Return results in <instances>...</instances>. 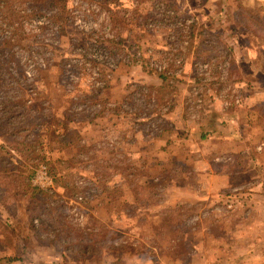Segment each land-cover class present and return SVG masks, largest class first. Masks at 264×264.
<instances>
[{
	"label": "rangeland",
	"instance_id": "1",
	"mask_svg": "<svg viewBox=\"0 0 264 264\" xmlns=\"http://www.w3.org/2000/svg\"><path fill=\"white\" fill-rule=\"evenodd\" d=\"M5 1L0 19L25 26L0 47V98L21 92L31 120L71 133L45 127L30 182L44 193L20 188L0 206L1 220L13 215L0 264H264V31L244 13L264 23V0H63L69 20L53 26L45 7ZM203 108L218 112L222 136L201 139ZM241 138L246 154L234 151ZM206 168L235 187L214 198Z\"/></svg>",
	"mask_w": 264,
	"mask_h": 264
},
{
	"label": "trees",
	"instance_id": "2",
	"mask_svg": "<svg viewBox=\"0 0 264 264\" xmlns=\"http://www.w3.org/2000/svg\"><path fill=\"white\" fill-rule=\"evenodd\" d=\"M30 7L36 8V12L38 13L41 7H45L47 11H50V16L47 17L48 25H55L58 20L64 19L62 21L63 25L69 20V17L66 16V6L64 5L63 0H31ZM7 2L5 0H0V7H3ZM6 7V6H5ZM3 7L1 10H4ZM8 7V6H7ZM162 7V6H160ZM8 11L11 15L15 14H26L25 7L19 8L17 10L8 7ZM23 9V11H21ZM171 9V8H170ZM35 11V9L33 10ZM164 11L163 15L169 16ZM252 9H246L244 11L245 15L248 14L249 24L252 26H248L251 31H253L257 36H262V34L258 31H264V23L261 21L259 15L253 17ZM257 14V13H256ZM37 17L42 16L43 14H35ZM3 19H10L9 16H1ZM6 17V18H4ZM22 18V17H21ZM245 18L244 20H246ZM12 23V24H11ZM24 21L20 19L18 25L13 24L12 20L2 21L0 19V33L2 37L0 38V47H4V43L8 38L7 34L11 32H15L17 29H22L25 26ZM179 19L169 21V24L178 27ZM247 24V23H246ZM12 28H8V27ZM62 27V26H61ZM10 31V32H9ZM65 33V29L63 27L60 30V33ZM262 38V37H260ZM264 40V39H263ZM6 54L4 50L0 51V76L2 75V70L4 68L5 62L7 59L5 58ZM144 67V66H143ZM150 88V87H149ZM25 96L21 92H17L13 96L5 95L0 98V131L5 133L9 137V141L11 146L1 145L0 147V206H10V201L14 197H17L19 194V189H24L25 196L28 194L31 195V199L42 195V192L37 187L31 186V179L36 174L37 168L45 162V156L43 155V138L46 136V132L44 131L45 127H47L48 131H51L53 135L64 141L68 136V132L71 133L70 130L59 133L55 128V124L51 118L43 117V115H38L35 123L33 120V116L37 115L32 107V102L30 100H25L23 97ZM42 113V112H41ZM205 118L204 126L201 127V139H207L209 134L215 132L216 120L218 119L217 113L210 108H203V111L200 112ZM43 114V113H42ZM42 117V118H41ZM209 119L212 122H209ZM93 120H91L92 122ZM63 125H66V122H62ZM206 126V127H205ZM211 128V129H210ZM248 145V143H246ZM7 211H11L10 208ZM3 217L2 210L0 208V238L2 236H6L7 230L11 229L13 224L11 222V215L8 218H4V221L1 220ZM33 222V221H32ZM85 250H81V253H85ZM16 261H23V259L12 258L9 259V262L13 263Z\"/></svg>",
	"mask_w": 264,
	"mask_h": 264
},
{
	"label": "crops",
	"instance_id": "3",
	"mask_svg": "<svg viewBox=\"0 0 264 264\" xmlns=\"http://www.w3.org/2000/svg\"><path fill=\"white\" fill-rule=\"evenodd\" d=\"M142 69V75H141V77H142V79H144V83L145 82H149V80H148V78H149V74L148 73H146L144 70H143V68H141ZM131 79H132V77H131ZM139 78H137L136 79V77H135V80H138ZM133 80V79H132ZM124 99L125 98H121V100L119 101V103L121 102H123L124 101ZM218 113V112H217ZM169 115V114H168ZM119 118H121V119H123V116H119ZM219 118V117H218ZM217 120H219V119H217ZM216 120V121H217ZM198 121V120H197ZM197 121H196V118L195 119H193V122L195 123V124H197L198 125V123H197ZM221 121V120H220ZM223 124V123H222ZM216 125H218V123L216 122ZM224 126H225V123L223 124ZM219 126V125H218ZM198 131V130H197ZM179 133V132H178ZM183 133H185V135L186 136H188V133H190V131L187 129V130H185L184 132H182V134ZM235 132H233V134H234ZM190 135H191V133H190ZM213 136L215 137V136H222V132L221 131H219L218 130V128H216L215 127V132L214 133H211V134H209V137L212 139L213 138ZM228 136H231V138H234V137H237L236 135H231L230 133H229V135H227L226 136V138H228ZM233 136V137H232ZM190 138V137H189ZM241 140V141H240ZM237 143H236V146H239L238 148H237V150H234V151H238V153H242V154H246L247 153V151H248V145L246 144V142L245 143H243V141H242V138L241 139H239V140H235ZM258 149L259 150H261L262 149V146L260 145L259 147H258ZM263 150H264V148H263ZM262 150V152H259L261 155H263L264 154V151ZM204 173H206L208 176H210L211 177V181H219L220 183L219 184H215L213 187H212V189H214V191H213V193L215 194V195H213V197L214 198H218V197H221V192L222 191H226V190H229V189H233L234 187H235V185H234V180H233V176L234 175H232V174H230V173H223V172H219V173H211L209 170H208V168H206L205 169V171H203ZM261 182L262 181H260V182H257V185L256 186H254L255 188H254V190H257V186H259L260 187V184H261ZM218 196V197H217ZM210 198H212L211 196H209ZM257 197H260L259 195L257 196ZM212 201V200H211ZM178 203V202H177ZM250 207L251 206H248L247 207V210H249L250 209ZM253 208H255V207H253ZM252 208V209H253ZM252 209H250V210H252ZM248 211V212H245L244 214V216L245 217H247V216H249L253 211ZM196 247V252L197 251H199V250H201V247H197V246H195ZM48 249H50L51 251H52V249L53 248H48ZM50 251V252H51ZM48 254H50V253H48ZM62 258L63 257V255L61 254V256H59L58 257V259L56 260V261H58L59 260V258ZM208 257V255L207 254H203V255H201L200 256V261L201 262H203V260H205V261H207L206 260V258ZM64 258V257H63ZM4 260H6L5 258H4ZM218 260V259H217ZM0 261H1V258H0ZM55 261V262H56ZM53 262V261H52ZM213 264H227V263H225V262H223L222 260H218V261H215Z\"/></svg>",
	"mask_w": 264,
	"mask_h": 264
},
{
	"label": "built area",
	"instance_id": "4",
	"mask_svg": "<svg viewBox=\"0 0 264 264\" xmlns=\"http://www.w3.org/2000/svg\"><path fill=\"white\" fill-rule=\"evenodd\" d=\"M37 178L42 179V182H38L37 185L43 189H46L47 187L52 185V180L49 178L45 167H43L40 173H38Z\"/></svg>",
	"mask_w": 264,
	"mask_h": 264
}]
</instances>
